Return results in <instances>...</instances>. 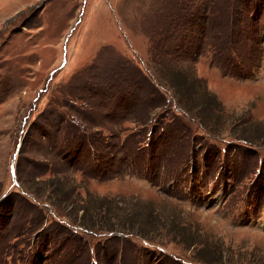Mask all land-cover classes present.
Segmentation results:
<instances>
[{"label": "rangeland", "instance_id": "374dc122", "mask_svg": "<svg viewBox=\"0 0 264 264\" xmlns=\"http://www.w3.org/2000/svg\"><path fill=\"white\" fill-rule=\"evenodd\" d=\"M185 74L216 95L215 126L175 89ZM258 121L264 0H0L7 264H264V145L229 138ZM80 141L109 174L70 165Z\"/></svg>", "mask_w": 264, "mask_h": 264}, {"label": "trees", "instance_id": "16d2710c", "mask_svg": "<svg viewBox=\"0 0 264 264\" xmlns=\"http://www.w3.org/2000/svg\"><path fill=\"white\" fill-rule=\"evenodd\" d=\"M222 35H223V33H222ZM233 43L234 42L232 41L231 51L234 48ZM216 50L218 52V48ZM227 60H229V58H227ZM221 63L225 64L224 61L221 62ZM229 65L232 66V68L235 69L234 75L236 77H239V78L250 77L251 72H249L248 74L243 75L242 72L237 69V60L233 56V54H232L231 59L229 60ZM123 67H126V66L123 65ZM183 76L185 78L179 77L178 79H174V81H177L174 84L175 89L178 91L179 94H185L187 89L188 90L189 89L190 90L195 89L197 94L201 93V95L203 97H205V99L203 101H200V102H198V100H196L193 103L192 107H193L194 110H197L198 112H200V114L196 115V116L199 117L202 120L203 124L206 127L208 126V124L205 123L206 121H209V123H211V125L215 126L216 123L215 124L212 123L213 122L212 121V112H214L216 109L220 108V103H218V99H217L216 95L213 92H211L210 90L206 89L205 86H203V89L200 90L202 84L198 83L196 79H194V80L190 79V83L193 84V85H190L189 82H188L189 79L187 78L188 76L186 74L183 75ZM179 103L181 104V101H179ZM204 106H207L208 109H202V107H204ZM210 109L212 110L211 112H210ZM188 110L192 111V109H189V108H188ZM145 111H147V110H145ZM254 124L260 126V129L257 132H253L254 130H252V132H251V130H240L241 131V134H240V133H236V129H233L232 132L230 133V137L229 138L233 139V140H238V141L244 142L245 144H249L251 146L264 145V124L261 121L255 122ZM251 128H254V127L251 126ZM209 130H210L211 134L218 135L221 138L227 139V137H222L219 133L216 134V132L214 131L213 128H209ZM242 131H245V132L243 133ZM95 147L96 146H95V144L93 142H90V143L83 142L82 143V141H80L79 142V147L75 148L74 150H72L74 155L70 157L68 162L70 163L71 166L74 165L75 167L82 168L83 170H80V171L83 174L86 173V174L93 175V176L94 175H101V176L105 177L107 174H109L110 169H111L110 167H111L112 164L114 166V163H112V162L108 163L107 162L106 166L104 167L103 166V160H101V158L98 157L96 151H94V152L92 151ZM208 152L210 153V155L208 157H206V160L210 163L208 158L209 157L213 158L214 156L213 157H211V156L214 154V152H210L209 150H208ZM150 159H152V158H150ZM119 165H120L119 172H121V175L122 174L123 175L126 174V171L124 170L125 166L131 167L132 173L133 174L135 173V169L133 168V164L124 162L122 158L120 159V164ZM152 169H154L153 166H152ZM116 171H118V169ZM255 191H256L255 198L259 200L262 192L264 191V185H262L261 187L256 188ZM62 202H63L62 205L65 204V203L70 202V197L69 196L66 197L64 200H62ZM103 202H106V201H103V199H102L101 201H99L98 204L100 205V207H107V209L104 210V214H107L110 218H114L116 216L115 207H110L108 205H103ZM59 203L61 204V202H59ZM100 211H102V210H100ZM154 217L155 216H153L151 218L153 219ZM99 220H101V219H99ZM87 221L88 220H86V221L82 220V223L84 225H86ZM94 221H97V220H94ZM94 221H92V222H94ZM134 225H135V223L128 222V221L125 222V223L116 222V223H111V224H107V225L104 224V223H98L97 222V223H93V226H92V224L91 225H86L87 226L86 228L89 229V230L96 231V229L98 230V229L104 227L102 229H105V230L108 229L109 230V231H106V232L112 233L115 236H118L117 232H123L125 234L131 233L130 229H132V226H134ZM110 229H114V230H110ZM3 231L4 230H2V232ZM127 231H129V232H127ZM2 232L0 231L1 237H2V240H0V264H7L8 263L7 259L10 258L9 256H11L12 253H11V250L9 248V245L5 241L8 237L6 238V236H5L6 234L2 233ZM139 233L140 234L137 233V236H141V237H144L145 239L150 240V238L148 236V235H150V233H145V234H142L141 232H139ZM170 259L172 260V258H170ZM208 262H212V261H208ZM170 264H172V261L170 262Z\"/></svg>", "mask_w": 264, "mask_h": 264}, {"label": "crops", "instance_id": "0c3cea01", "mask_svg": "<svg viewBox=\"0 0 264 264\" xmlns=\"http://www.w3.org/2000/svg\"><path fill=\"white\" fill-rule=\"evenodd\" d=\"M164 156V155H163Z\"/></svg>", "mask_w": 264, "mask_h": 264}]
</instances>
